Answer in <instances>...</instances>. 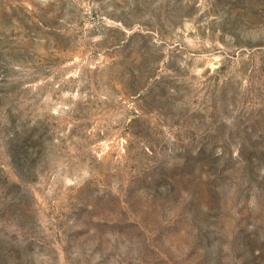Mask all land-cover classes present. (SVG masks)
<instances>
[{
  "label": "rangeland",
  "instance_id": "obj_1",
  "mask_svg": "<svg viewBox=\"0 0 264 264\" xmlns=\"http://www.w3.org/2000/svg\"><path fill=\"white\" fill-rule=\"evenodd\" d=\"M0 264H264V0H0Z\"/></svg>",
  "mask_w": 264,
  "mask_h": 264
}]
</instances>
